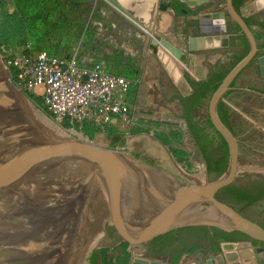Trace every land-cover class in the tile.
I'll list each match as a JSON object with an SVG mask.
<instances>
[{"label":"water","instance_id":"water-1","mask_svg":"<svg viewBox=\"0 0 264 264\" xmlns=\"http://www.w3.org/2000/svg\"><path fill=\"white\" fill-rule=\"evenodd\" d=\"M229 17L246 37L249 50L208 101L210 121L228 148L227 167L214 179L208 177L205 164L203 175L186 172L169 146L154 136L118 149L62 135L45 114L19 96L0 60V264H97L104 243L117 239L136 249L191 226L238 231L264 243L261 225L215 196L233 184L239 156L237 138L220 120L217 105L236 75L255 58L257 47L232 0H225V10L197 14L200 41L211 35L218 41L215 47L228 45ZM159 42L153 35L152 50L179 92L188 94L190 84L173 60L158 50ZM163 43L172 55L181 54ZM256 59L264 78V54ZM250 240L222 243L219 255L225 264H242V257H250L251 252L232 250L251 247ZM255 252L264 263V248ZM252 262L256 264L254 258Z\"/></svg>","mask_w":264,"mask_h":264},{"label":"rangeland","instance_id":"rangeland-1","mask_svg":"<svg viewBox=\"0 0 264 264\" xmlns=\"http://www.w3.org/2000/svg\"><path fill=\"white\" fill-rule=\"evenodd\" d=\"M37 1L38 8L42 12L43 16V27L38 32L41 40H38L37 37H30L32 43H35V47L48 49L57 53H67L68 51L76 52L77 55H91L94 54L96 50H98L92 47H87L89 36L92 35V33L89 32L90 29L88 28V25L93 21L92 19L98 20L99 18L98 14L94 13V10H92L93 12L91 13L90 6L93 7V4L96 3L95 1L92 2V5H81L77 1L71 2L70 0ZM4 9L7 12H12L14 10V5L11 0H5ZM19 48L21 47L19 46ZM171 50H174L175 52L176 50L180 52L182 51L179 48H172ZM6 51L7 50H5V48L0 49L1 61L3 60V56L7 54ZM114 53L113 67H115L117 72L121 73L122 75L135 77L138 79V83L131 91L135 104H137L138 99L140 98L139 96L141 95L143 100L149 102L157 101L158 97L151 95L150 86L152 83L159 82L160 85L165 86L166 90L168 88H174L173 83L163 70L162 66L158 67V73L160 74V77H157V79L155 77L157 76L155 70L152 69L151 73H148L149 70H145L147 60L146 56L143 57V63L141 64L142 66L140 68H136L131 62V57L128 56L124 62L123 49H114ZM169 53L175 60V63L182 74H186L192 80L199 81L200 78L210 74L213 70L226 71L230 69L242 55L243 51L241 49H239L238 52H225L222 50H217L212 52V55L209 56L208 60L206 57L205 59H201L199 58L200 56L195 58L188 56L186 57L188 62L187 60L186 62L182 60L181 54L172 55L173 53L171 51H169ZM252 61L253 62H250L247 65L246 72L253 71L252 68H255V59ZM244 79L245 82H252L246 77H244ZM18 89L41 113L45 114L54 123V125L64 129L63 132L75 135L77 137H82L83 139L88 138L84 136L79 130L74 128L66 129L60 123L52 120V118L49 117L34 100L30 99L26 95V93L29 92H26L19 87ZM31 94L37 95L34 93ZM210 95L211 94L207 95L201 100L199 105L191 113L190 119L193 124L202 127L204 131L203 138L210 140L211 142H216L217 152L219 153L225 142L218 136V132L213 128L209 118L208 101ZM232 97L237 101H234V104H236L235 107H237L238 111L243 109L245 105L241 102L247 101H245V96L241 95V93H235L232 94ZM223 98L227 101V99L230 98V94H228V97L225 98L224 96ZM170 100L172 101V98H170ZM250 102L253 103L252 107L254 109H258L259 111L251 113V124L249 126L245 127V125H243V129L241 131L237 125H234L235 116H240L236 114L232 115L233 130L235 134L238 135V140L241 141L240 144L238 143V173L234 179V183L238 185L245 183V181L249 178L264 176V156L261 154V151H264V115L260 113V110H264V103L261 104V106H258L260 100L255 98H251ZM138 112L139 115L141 114L142 116L149 118L148 122L143 121L145 119L144 117H139L137 122L130 125L125 131H113L112 143L102 141L103 135H100L101 137L99 142H95L94 140L91 141L107 147L126 149L142 142L144 139L142 140L140 137H147L148 139V136L150 135L156 138H161L162 136L168 139L172 137V132L178 131L180 133L179 140L173 141L171 146L183 150L186 153V158L190 163V166L187 167L185 162H177L181 164L182 168H184L186 172L190 174L203 175L204 162L202 161L201 155L196 147L197 145L195 144L189 131L186 129L187 124L185 120L182 119L180 107L177 104L175 106L169 105L167 110L161 106H158L156 111L138 110ZM243 121L249 124L247 119H244ZM102 132L103 131H100V133ZM241 210L242 214L250 220L256 222L257 224H264V199L248 207H243ZM259 247L264 248L261 243L252 242L251 248L254 252L255 249ZM101 248L107 249L106 255L111 264H118V262L123 258H126V264H133L135 262L137 264L159 263L154 261L152 257H148L144 253L141 254L142 251H133V249L127 251L128 246L124 247L122 243H118L117 240L104 243L99 249ZM125 253H128L127 257H125ZM219 253L216 255H219ZM256 255L258 259L262 258L258 253H256ZM178 259L179 257H176V259L173 261V264H179ZM261 260L262 259H260V261ZM98 264H101L100 256L98 257Z\"/></svg>","mask_w":264,"mask_h":264},{"label":"crops","instance_id":"crops-1","mask_svg":"<svg viewBox=\"0 0 264 264\" xmlns=\"http://www.w3.org/2000/svg\"><path fill=\"white\" fill-rule=\"evenodd\" d=\"M93 1L96 3L93 4V7L90 6L91 13L93 12L92 10H94V13L98 14L99 18L98 20L92 19L93 21L88 25L90 29L89 32L92 33V35L89 36L87 47L98 50L91 55H78L80 61L86 65L98 62L103 65L106 70L121 74L113 67V58L115 54L114 49H123L124 62L129 56L131 57L132 64L135 65L136 68L142 66L143 57L146 56L145 70H149L148 73H151L152 69L155 70L157 75L155 77L157 79V77H160L158 67L162 66L164 71L165 69L157 53L152 50L151 41L153 35H158L160 37V42L157 46L158 50L167 54L176 66L175 60L170 55L163 42L172 47L181 49L182 60L185 62L188 56H192L193 58L200 56L199 58L201 59H205L206 57L208 60L212 52L216 50L238 52V50L241 49L240 45L242 43L241 37L243 33L230 17L227 19L228 45L215 47L218 41L215 42V37L211 35L207 39L206 36L202 38L203 40L201 41L199 39L201 35L198 30V12L225 10V0H78V3L81 5H92ZM237 11L240 12L254 36L257 54L255 58H253L255 59V68H252L253 71L246 72L247 66H245L236 75L230 84L231 87L224 94L225 98L230 94V98L227 99V101L224 100V102L229 108L231 115H239L242 120L247 119L249 123H251V113L259 111L252 107L253 103L250 102L251 98L260 100L258 106L264 103V78L260 75L256 59L257 56L264 54V0H243ZM246 20L249 22L247 23ZM243 50L244 49H242V51ZM68 52L62 54H68ZM242 58L240 56L235 64ZM166 74L168 75L167 72ZM208 75L209 74L199 80L206 78ZM244 77L250 79L252 82H245ZM173 85L174 88L172 87L166 90L165 86L160 85L159 82L152 83L150 86L151 95L158 97L157 101L149 102L143 100L141 95L139 96L140 98L137 104H135L134 98H132L131 91L135 88V86H132L128 93V98L131 101V121H119L116 126H111L109 128L113 129V131H125L130 125L137 122L139 117H144L145 119L143 121L148 122L149 118L141 114L139 115L138 110L156 111L158 106L167 110L169 105L175 106L177 104L179 106V99L181 100L182 97L189 95L191 91L186 95H182L174 83ZM235 93H241V95L245 96V101L247 100L246 102H241L245 106L239 111L237 107H235L236 104H234L236 100L232 97V94ZM170 98H172V101ZM261 112L264 114L263 109L260 110V113ZM240 247L243 249L233 251L251 252L250 257H242L240 259L242 264H253V258L256 264L263 263V260L260 261L262 258L258 259L256 253L250 246L243 245ZM218 253L219 251H217L216 254ZM216 254L213 255V253L209 251H194L192 253L181 254L178 256V260L179 264H205L207 260H214L216 264H225L220 255Z\"/></svg>","mask_w":264,"mask_h":264},{"label":"built area","instance_id":"built-area-1","mask_svg":"<svg viewBox=\"0 0 264 264\" xmlns=\"http://www.w3.org/2000/svg\"><path fill=\"white\" fill-rule=\"evenodd\" d=\"M5 50L2 63L15 70V84L40 96L55 122L104 131L119 121H131L128 93L137 78L110 72L100 63L83 64L76 52L49 54L30 50L29 44Z\"/></svg>","mask_w":264,"mask_h":264},{"label":"trees","instance_id":"trees-1","mask_svg":"<svg viewBox=\"0 0 264 264\" xmlns=\"http://www.w3.org/2000/svg\"><path fill=\"white\" fill-rule=\"evenodd\" d=\"M14 5V10L12 12H7L4 9L5 0H0V49H14L25 46L26 44L30 45V50H44L49 54H62L57 53L55 51H51L44 48L35 47V43H32L30 37H37L38 40H41L39 37V31L43 27V16L42 12L38 8L37 0H11ZM71 2H75L78 0H70ZM243 0H232L233 6L236 10L239 9ZM247 23L249 22L246 20ZM242 43L244 44V50L241 55V58L247 53L249 44L244 36L241 37ZM229 71H217L214 75H210L202 80L196 81L190 79L186 74L185 78L189 82L192 90L191 93L185 97L181 98V105L183 107V113L181 115L182 119L185 120L188 130L191 132V136L195 143L197 144L199 151L205 160L207 173L210 179H214L221 175L228 163V148L227 145L224 144L222 149L219 152V156L216 160H212L210 158L209 153L207 152V148L202 145L201 139L196 134V131L193 129L190 122V110L193 106L199 104L201 100L207 95L211 94L216 87L220 84L222 79L225 77L227 72ZM10 73L14 82L15 79V70L10 69ZM26 95L34 100L38 106H40L45 113L52 118V115L48 113L42 106V99L40 96L32 95L31 93H26ZM218 114L219 117L228 124V115L226 110L224 109V104L222 101L218 103ZM64 128H74L82 132V134L88 137L90 140H94L95 142L100 141V135H103L102 141L112 143V135L113 129L107 128L102 133L95 127L91 125H84L81 128L70 125L67 121H62L60 123ZM60 128V127H59ZM61 130H64L60 128ZM171 138L159 137V139L166 145L169 146L170 151L173 156L176 158L178 162H185L187 167L190 166V163L187 161L186 153L183 150L174 148L171 146L173 141H178L180 133L178 131H174L171 133ZM216 198L220 201H223L233 208L241 212V209L245 206L251 205L254 202L258 201L262 195L257 196H249L248 192L241 187H238L234 184H230L226 187H223L216 193ZM264 227V226H263ZM178 231H192L195 234L204 233L207 234L209 232L213 233L215 236H220L225 241H247L250 240L249 237L244 235L238 231L226 232L216 227H207V226H191L184 227L178 229ZM175 231H170L165 234L159 235L154 238V241L164 240L169 237ZM253 243H257V241L250 240ZM264 246V243H261ZM124 247L127 246L126 243H122ZM107 249L101 248L98 251V257L101 258V264H111V262L107 258ZM128 256V253H125V257ZM98 264V262H97ZM118 264H126V258L121 259Z\"/></svg>","mask_w":264,"mask_h":264},{"label":"flooded vegetation","instance_id":"flooded-vegetation-1","mask_svg":"<svg viewBox=\"0 0 264 264\" xmlns=\"http://www.w3.org/2000/svg\"><path fill=\"white\" fill-rule=\"evenodd\" d=\"M228 43H229V41H228ZM240 47H241V50L244 49V44L241 43ZM220 71H222V70H220ZM216 72H217V70L216 71L213 70L208 76L214 75ZM220 101H222L224 104V109L226 110L227 115H228V124L229 125H227L224 121H222V119L220 117L219 118L224 123V125L226 127H228L231 130V132L236 136L237 142L240 144L241 141L238 140L239 137L237 134H235V132L233 130L232 115L229 112V108L225 104L224 98H222V100H220ZM198 105L199 104H197L191 108V110L189 112L190 116H191V113L195 110V108ZM179 106H180V113L182 115L183 107L181 105L180 99H179ZM217 114H218V107H217ZM262 115H264V114L262 113ZM218 116H219V114H218ZM240 118H241V116L240 117L235 116L234 125L235 126L237 125V127H239V129L242 131L243 125H245V127H247L251 123L247 124L245 121H243ZM190 122H191V119H190ZM237 122H239V123H237ZM191 125H192L193 129L196 131V134L201 139L202 145H204L207 148V152L209 153L210 158L213 161L216 160L219 156V153L217 152L216 142L215 141L211 142L210 140L203 138L204 131H203L201 126H198V125L196 126L192 122H191ZM186 129H187V131H189L188 127ZM189 133L191 135L190 131H189ZM217 134L224 141V139L221 137V135L219 133H217ZM140 138L143 139L145 137H140ZM263 140H264V138H263ZM196 147L199 151L198 146H196ZM261 152H262L261 154L264 156V151H261ZM199 153H200V151H199ZM200 155H201V153H200ZM201 159L205 164V160L203 159L202 155H201ZM208 177H209V175H208ZM233 184L238 186V187L243 188L244 190H246L248 192V195L251 197L252 196L254 197L257 195H262L261 198L258 201L254 202L253 204L260 202L261 200L264 199V176L263 177H257V178H249L243 184L238 185V184H235L234 182H233ZM248 206H250V205H248ZM248 206H245V207H248ZM241 213H242V210H241ZM259 225H261L262 227L264 226V224H261V223H259ZM172 231H175V232L172 233L166 239L154 241V238H153L149 242L143 244L141 247L133 249V251H142L141 254L144 253L146 256L152 257L154 261H157V262L162 263V264H173V261L176 259V257H178L179 255H181L183 253H192L194 251H209L210 253H213V255H214L217 253V251H221V244L222 243L231 242V241H225L220 236H215L211 232H209L207 234H204V233L195 234L192 231H178V229H175ZM127 251H130V249H127Z\"/></svg>","mask_w":264,"mask_h":264},{"label":"bare ground","instance_id":"bare-ground-1","mask_svg":"<svg viewBox=\"0 0 264 264\" xmlns=\"http://www.w3.org/2000/svg\"><path fill=\"white\" fill-rule=\"evenodd\" d=\"M19 96L24 100L26 101L30 106H32L34 109L35 107L33 106V104L21 93L19 92ZM36 110V109H35ZM39 112V111H38ZM40 114V113H39ZM41 115V114H40ZM42 116V115H41ZM43 117V116H42ZM44 118V117H43ZM45 119V118H44ZM46 120V119H45ZM47 121V120H46ZM49 122V121H47ZM50 124H52L62 135H65L67 133L63 132V130H61L58 126L54 125L53 122H49ZM240 249H243L242 247H234L232 250H235V251H239ZM133 264H137L136 262L133 263ZM144 264V263H143ZM146 264V263H145ZM263 264V263H262Z\"/></svg>","mask_w":264,"mask_h":264}]
</instances>
